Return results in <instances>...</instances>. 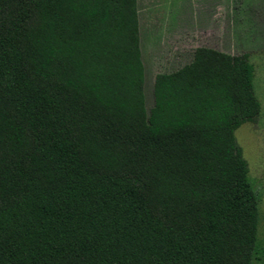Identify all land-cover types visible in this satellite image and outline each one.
<instances>
[{
    "label": "trees",
    "instance_id": "obj_1",
    "mask_svg": "<svg viewBox=\"0 0 264 264\" xmlns=\"http://www.w3.org/2000/svg\"><path fill=\"white\" fill-rule=\"evenodd\" d=\"M196 56L149 108L138 0H0V264H254L255 66Z\"/></svg>",
    "mask_w": 264,
    "mask_h": 264
},
{
    "label": "rangeland",
    "instance_id": "obj_2",
    "mask_svg": "<svg viewBox=\"0 0 264 264\" xmlns=\"http://www.w3.org/2000/svg\"><path fill=\"white\" fill-rule=\"evenodd\" d=\"M146 96L154 102L158 74L175 72L196 60L199 50L248 53L255 66V92L262 105L255 123L234 129L235 143L248 163V176L260 194L258 252L264 264V0H138ZM232 102L230 111L236 112Z\"/></svg>",
    "mask_w": 264,
    "mask_h": 264
}]
</instances>
